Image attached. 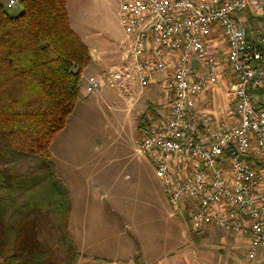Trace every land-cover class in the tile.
I'll list each match as a JSON object with an SVG mask.
<instances>
[{"label":"built area","instance_id":"2783aa9c","mask_svg":"<svg viewBox=\"0 0 264 264\" xmlns=\"http://www.w3.org/2000/svg\"><path fill=\"white\" fill-rule=\"evenodd\" d=\"M118 15L127 47L106 82L142 90L165 77L167 98L140 128L137 151L156 169L171 214L195 232L219 229L264 264V0H124ZM214 34L223 57L209 48ZM226 73L234 107L221 120L196 102ZM84 80L87 95L103 84Z\"/></svg>","mask_w":264,"mask_h":264},{"label":"rangeland","instance_id":"374dc122","mask_svg":"<svg viewBox=\"0 0 264 264\" xmlns=\"http://www.w3.org/2000/svg\"><path fill=\"white\" fill-rule=\"evenodd\" d=\"M123 1L65 0L70 25L85 41L122 50ZM8 10L15 14L19 5ZM93 49L104 83L88 95L81 89L50 144L55 175L70 198L67 229L80 253L77 264H252L238 240L213 227L195 232L171 214L156 169L137 151L138 126L151 103L146 91L106 82L118 53Z\"/></svg>","mask_w":264,"mask_h":264},{"label":"trees","instance_id":"16d2710c","mask_svg":"<svg viewBox=\"0 0 264 264\" xmlns=\"http://www.w3.org/2000/svg\"><path fill=\"white\" fill-rule=\"evenodd\" d=\"M18 5L11 14L0 0V264H77L70 198L50 144L77 103L92 57L65 0ZM158 113L150 103L139 133Z\"/></svg>","mask_w":264,"mask_h":264},{"label":"crops","instance_id":"0c3cea01","mask_svg":"<svg viewBox=\"0 0 264 264\" xmlns=\"http://www.w3.org/2000/svg\"><path fill=\"white\" fill-rule=\"evenodd\" d=\"M95 41L96 39L91 40L89 36L85 41V43L87 44L89 48V51L92 57V62L85 69L84 75H83L84 78L90 74L99 75L97 74L98 72H96L95 66L101 65V59L100 58L98 59L96 55H93L92 50H94L93 48L95 49L98 48L101 51H103L105 50L106 47H104V45H102L101 43H97V41L96 42ZM207 42H208L209 48L212 49L214 52H216V54H218L221 57L225 55L226 46L220 35L214 34V35L208 36ZM121 51H122L121 49H115L113 51H110V49L108 48L105 50L106 53H118L117 56H115V61H118V62L120 61L119 64L122 61ZM262 51L264 54V46H263ZM104 64H105L104 67L108 66L107 62ZM119 64H116L115 66H113L111 70L116 68ZM84 78H83V86L85 84ZM164 78H165L164 74H159V75L154 76L152 78V81L141 90V91L143 90L146 91L148 101L157 106L156 110L158 112H161V105L167 98V92L165 91L164 86H163ZM231 80L232 78L230 77V75L226 73L222 80H220L216 84H210L206 88H204L197 96L196 107L208 110V112L211 114L213 118L226 120L228 116L230 115L232 108L234 107V101L232 100L230 91H229V84ZM128 84L130 85L134 83L133 82L124 83L122 87H120L119 89L120 90L122 88L127 89L126 86Z\"/></svg>","mask_w":264,"mask_h":264}]
</instances>
